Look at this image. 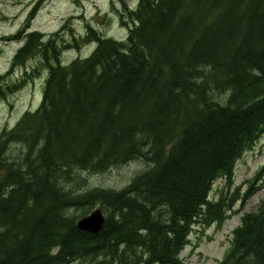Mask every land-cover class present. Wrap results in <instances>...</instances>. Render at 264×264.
<instances>
[{"label": "trees", "instance_id": "obj_1", "mask_svg": "<svg viewBox=\"0 0 264 264\" xmlns=\"http://www.w3.org/2000/svg\"><path fill=\"white\" fill-rule=\"evenodd\" d=\"M122 2L126 40L90 24L73 43L69 26L33 30L16 55L49 72L41 105L0 140V264H186L194 226L233 210L236 197L211 193L264 135V0ZM90 42L91 55L60 62ZM0 78L2 99L14 87ZM9 140L25 147L23 165L3 162ZM144 157L153 165L122 190L69 186ZM98 205L104 229L80 230ZM220 264H264V206Z\"/></svg>", "mask_w": 264, "mask_h": 264}, {"label": "rangeland", "instance_id": "obj_2", "mask_svg": "<svg viewBox=\"0 0 264 264\" xmlns=\"http://www.w3.org/2000/svg\"><path fill=\"white\" fill-rule=\"evenodd\" d=\"M126 3L130 8H136L139 0H126ZM123 12L122 0H0V75L11 68L15 54L25 44L27 34L33 30L42 31L49 37L61 33L64 26H69L61 34L73 43L74 38L81 39L86 35L87 24H90L104 37L126 40L130 30L129 26L122 24ZM27 19H31L28 24ZM17 34H20L18 39L9 38ZM95 48L94 42L80 48L70 46L62 51L60 62L69 64L75 59L88 57ZM22 66L32 69L33 77L26 82L17 78L21 72L19 68L15 78L13 74L5 78L6 85L14 86L19 79L22 84L17 90H9L6 98L0 99V140L27 111L36 110L43 101L48 68L38 66L35 57L28 59ZM4 151L6 155L2 158L3 162L6 159L11 163L24 164L26 149L22 143L9 140L5 143ZM151 165L153 162L144 157L113 166L102 173L91 174L85 171L81 173L79 182L74 179L69 186L73 190H122L135 176L149 170ZM221 195L233 199L236 197L233 210L222 225L194 226L190 243L181 253L186 264H220L230 249L233 232L241 225L243 217L264 206V135L252 150L238 160L230 181L224 178L214 181L211 198L216 200ZM70 264L82 263L74 261Z\"/></svg>", "mask_w": 264, "mask_h": 264}, {"label": "water", "instance_id": "obj_3", "mask_svg": "<svg viewBox=\"0 0 264 264\" xmlns=\"http://www.w3.org/2000/svg\"><path fill=\"white\" fill-rule=\"evenodd\" d=\"M106 221V214L102 207H96L88 215L81 217L77 224L82 231L98 234L104 229Z\"/></svg>", "mask_w": 264, "mask_h": 264}, {"label": "flooded vegetation", "instance_id": "obj_4", "mask_svg": "<svg viewBox=\"0 0 264 264\" xmlns=\"http://www.w3.org/2000/svg\"><path fill=\"white\" fill-rule=\"evenodd\" d=\"M24 46V45H23ZM23 46H21L20 48H22ZM19 48V50H20ZM18 50V51H19ZM17 51V53H18ZM16 55L14 56L13 60H12V63H11V67L10 69L7 70V72L4 74V75H0V77H3V79L5 80V78L8 76V75H12L13 74V78H15V75L17 73V71L19 70V68H21V72H20V76H18L17 78H22L24 79V81H28V79L32 78V73H33V70L32 69H26L24 68V66H22L27 60H25L23 63H20L18 64L16 62ZM17 63V64H16ZM13 64V65H12ZM16 66V67H15ZM15 67V68H14ZM12 69V70H11ZM4 80H2V82L4 83ZM21 82V79H19L15 84H14V88L17 90L22 83ZM5 84V83H4Z\"/></svg>", "mask_w": 264, "mask_h": 264}, {"label": "bare ground", "instance_id": "obj_5", "mask_svg": "<svg viewBox=\"0 0 264 264\" xmlns=\"http://www.w3.org/2000/svg\"><path fill=\"white\" fill-rule=\"evenodd\" d=\"M28 23H29V22H28ZM26 26H27V25H26ZM27 27H28V26H27ZM22 38H23V37H22ZM16 54H17V53H16ZM27 61H28V60H27ZM16 64H17V63H16ZM18 64H19V63H18ZM12 65H13V64H12ZM11 67H12V66H11ZM15 67H16V66H15ZM15 67H14V68H15ZM12 68H13V67H12ZM11 70H12V69H11ZM0 79H1V78H0ZM2 80H4V79H2ZM83 83H84V82H83ZM222 90H223V89H222ZM255 93H256V92H255ZM233 96H234V95H233ZM235 100H236V98H235ZM236 101H237V100H236ZM231 102H232V101H231ZM206 104H207V103H206ZM216 104H217V103H216ZM211 105H212V104H211ZM29 113H31V112H29ZM27 114H28V113H27ZM49 121H50V120H49ZM11 130H12V129H11ZM7 132H8V131H7ZM25 153H26V152H25ZM2 157H3V155H2ZM58 172H59V171H58ZM98 207H99V206H98ZM70 210H71V209H70ZM76 225H77V224H76ZM77 226H78V225H77ZM55 250H56V249H55ZM96 256H97V255H96ZM96 256H95V257H96ZM98 256H99V255H98ZM98 256H97V257H98ZM81 260H82V259H81ZM84 260H85V259H84ZM85 261H86V260H85ZM93 261H95L94 258H93ZM113 261H114V260H113ZM84 263H85V262H84ZM63 264H64V263H63Z\"/></svg>", "mask_w": 264, "mask_h": 264}]
</instances>
